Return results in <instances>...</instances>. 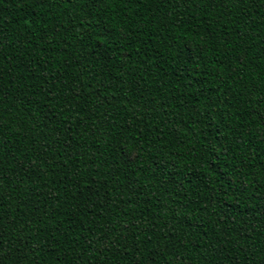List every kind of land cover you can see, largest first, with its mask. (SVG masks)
Masks as SVG:
<instances>
[{
	"label": "trees",
	"instance_id": "16d2710c",
	"mask_svg": "<svg viewBox=\"0 0 264 264\" xmlns=\"http://www.w3.org/2000/svg\"><path fill=\"white\" fill-rule=\"evenodd\" d=\"M0 264H264V0H0Z\"/></svg>",
	"mask_w": 264,
	"mask_h": 264
}]
</instances>
